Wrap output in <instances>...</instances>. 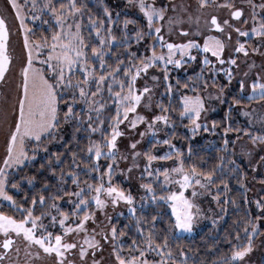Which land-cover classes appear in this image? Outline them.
<instances>
[{
	"label": "snow or ice",
	"instance_id": "6c2138e0",
	"mask_svg": "<svg viewBox=\"0 0 264 264\" xmlns=\"http://www.w3.org/2000/svg\"><path fill=\"white\" fill-rule=\"evenodd\" d=\"M242 4L247 7L233 0H196L194 8L189 0H126L125 7L137 10L138 18H133L122 17V10L107 0H9L27 55L0 156V202H8L13 210L0 211V264H45L49 257L54 264H105L103 256L97 258L105 244L112 264H247L255 241L264 236V196L252 201L243 196L258 214L247 207L233 222L235 231L226 237L229 253L209 262L199 248L178 243L182 234L195 233L205 218L199 200L205 192L215 190L212 200L221 212L229 202L236 203L226 195L228 182L220 179L225 157L205 167L210 157L198 155L193 141L200 133L222 128L225 153L236 143L229 133L246 136L253 147L264 145V113L255 117L257 131L252 119L243 128L207 119L212 101L223 102L234 77L238 92H245V79L255 64L241 74L240 54L247 57L264 46V0ZM209 7L228 9L227 17L206 12ZM37 21L47 26L38 38ZM249 23L250 28L240 26ZM13 30L0 11V81L12 70ZM213 30L218 34H211ZM251 37L260 41L250 48ZM193 64L199 71L188 75ZM219 74L227 83L218 82ZM249 87V102L264 101V72H256ZM242 104L233 96L225 118L231 119L232 105ZM146 138L148 148L141 149ZM158 145L167 150L157 154ZM50 146L60 150L51 151ZM252 150L242 149L247 154ZM29 167L35 169L31 174ZM117 175L122 182L115 180ZM41 176L40 188L32 191ZM25 181L28 190L22 188ZM119 205L131 217L122 226L107 212ZM222 218L216 215L212 223Z\"/></svg>",
	"mask_w": 264,
	"mask_h": 264
},
{
	"label": "rangeland",
	"instance_id": "374dc122",
	"mask_svg": "<svg viewBox=\"0 0 264 264\" xmlns=\"http://www.w3.org/2000/svg\"><path fill=\"white\" fill-rule=\"evenodd\" d=\"M23 2V0H21ZM189 2L193 5V8L195 7L196 0H189ZM217 3L221 2V0H216ZM233 2L237 6H244L247 7L246 5L242 4V0H233ZM211 3V0H210ZM130 10L137 12L134 6H130ZM0 11L4 12L6 14V18L9 22V24L12 25V28L14 29L11 32L10 35V42H9V51L13 56V62H12V70L8 74L7 78L2 81L3 86H2V95H1V100H0V156L4 154L5 148H6V135L8 132V125L11 123L13 119V113L11 112V106L13 101L15 100V87H16V81L18 80L19 77V69L22 67L23 63L26 61V55H27V50L23 47V33L20 30H17V25L18 21L14 22L13 17L11 15L12 10L9 5V0H0ZM206 12H210L213 14H218L219 16L227 17L228 9L226 8H220L216 9L214 7H209L208 9L205 10ZM47 18V17H45ZM30 22V21H29ZM31 24V22H30ZM40 22L37 21L36 25H39ZM187 27L188 25L185 23L184 25ZM241 27L245 28H250L251 24L249 23L248 25H240ZM208 34V33H205ZM211 34L217 35L218 33L212 32ZM190 38H196L199 39V37L192 36ZM223 38V37H222ZM177 39H184L183 37H177ZM241 40L248 39L245 37H241ZM236 40V34L233 33V39L231 41L232 44L235 43ZM249 47H254L256 46L260 38L259 37H251L249 39ZM202 43V40H201ZM238 63H240V69H241V74L244 70H247V67L249 64L254 63L255 67L251 70L249 73V77L245 79V92L243 95L247 97L249 93L251 92V88L249 87L251 79L255 78V73L256 72H264V46L260 48L259 52H251L249 51L248 56L244 57L243 54H240L238 58ZM238 77H234L231 85L229 88H234V86H238L237 82ZM239 87V86H238ZM229 88L225 89V96L228 95ZM240 94V93H239ZM225 96L222 98L224 101ZM223 102L220 100H213L211 105H210V111L207 115V119L211 116H213L215 113H217L220 109V106ZM247 107L244 108V106L237 107V110L240 114V117L243 119L245 122V127L249 126V120L252 119L254 121L252 128L253 131H257L260 128L259 122L255 121V117L264 113V101H259V100H253L249 102ZM244 109L246 111L252 112L253 116L250 118L248 116L243 115V112L241 109ZM122 128L124 127L123 125L121 126ZM140 130H143L141 128ZM161 138H163V133L160 134ZM139 139V137H136ZM159 146V145H158ZM157 146V147H158ZM123 147V144L121 145ZM141 149H147L148 148V138H146L144 141H142L140 145ZM166 147V146H164ZM247 148H252L251 154H247L246 152L242 151V149H247ZM167 150L166 148L163 150ZM163 151L159 150L157 154H161ZM233 155L234 159L243 162L246 167L249 168L250 171V177L247 179V186H248V199L249 201L254 200L255 198H259L261 196H264V160H261V156H264V145H257L253 147L251 145V142L247 139L245 136L242 139H236L235 143V148L233 149ZM141 164H143V160L140 161ZM164 163V166H169V162H160ZM121 166L123 167L124 164L122 163ZM154 166H158V164H154ZM133 177L137 175L136 172H134ZM115 180L117 182H122L123 177L120 175H117L115 177ZM135 185H136V180L133 179L131 181V186L133 187L134 194L137 195V198H139L140 193H137L135 191ZM124 187H129V183L125 182ZM215 194V190L211 194L205 192L202 197L199 198L202 207L206 209L205 211V218L201 219L199 222L196 232L200 231L202 228L205 226H211V227H218L219 222H222L225 216V212H221L220 208L216 205V202L212 200V195ZM4 202H0V205ZM221 204H223V196L221 199ZM253 210L258 213L255 210V205L252 204ZM211 208V211H207V209ZM107 212L113 217V222L120 216L117 215L120 212H123L124 214L128 213L127 208L124 205H119L115 209H113L111 206L108 207ZM216 215H220L223 218L217 223L213 224L212 223V218H214ZM98 217L101 223H105L104 217L102 214L98 213ZM94 225L89 224V227H93ZM261 227H264V223L261 224ZM195 232V233H196ZM194 234V233H193ZM184 235H191V234H184ZM256 247L253 249V251L248 254L247 256V264H262L264 261V236H260L257 238L255 241ZM110 249L107 244H105V248L103 252H98L97 253V258H100V256H103L105 259V264H112V257L110 256ZM51 257L46 258L45 264H50L51 262Z\"/></svg>",
	"mask_w": 264,
	"mask_h": 264
},
{
	"label": "trees",
	"instance_id": "16d2710c",
	"mask_svg": "<svg viewBox=\"0 0 264 264\" xmlns=\"http://www.w3.org/2000/svg\"><path fill=\"white\" fill-rule=\"evenodd\" d=\"M107 2L109 3L111 7L121 9L122 17L124 14H127L130 17L138 18V13L131 11L130 6L125 7L126 0H116L115 3H113V0H107ZM93 11H96V9L94 8ZM35 26H36V38H38L41 31L46 30L47 26H43V28L41 27L40 24L35 25ZM116 34L119 35V32H117ZM197 71H199V66L197 64H193L191 67H189L188 75H192L194 72H197ZM176 74L177 73H174V75ZM178 74L181 77H184L183 71L179 72ZM218 82L227 83V81L224 79L223 74H219ZM159 90H162V88ZM233 96H235L237 99H242L243 104L242 105H232V108L230 110L231 119L227 120L225 118V113L229 112V103L232 100ZM164 99L165 101L167 100L166 97ZM248 103L249 101L247 97L239 94L237 85L234 86V88H229L228 95L225 96V99L223 103L221 104L219 111L215 113L213 116H211L208 121L211 122L212 120H216L221 123H231L234 128L236 127L243 128L245 127V122L240 117L237 107L245 106ZM178 131L183 132V129H178ZM221 132H222V128H219V127L217 128L216 132H212L211 130L206 133L201 132L199 137L196 138L193 141V143L197 149L198 155L204 156L206 158L210 157V159L207 160V164H205V167H211L213 164H216L218 161V158L221 155L225 157L224 159L225 168L223 169V175L220 177V179H224L228 182V192L226 193V195L229 197V199L235 198L236 203L232 204L231 202H229L226 205L227 211L225 212V216L222 222H219L218 227L214 228L211 226H205L200 231L194 234H191V235L182 234L180 240L178 241V243L182 244L185 247L199 248L200 256L209 262H211L216 256L229 253L230 245L227 243L226 237L228 233H233L235 231V225L233 222L236 221L239 217L244 216V211H243L244 208L251 207L253 209L252 204L246 203L243 199L244 195H247L248 197L249 190L247 186V179L250 177L249 168L246 167V165L243 162H240L234 159L233 149L235 148V143L229 144L228 151L226 153L221 150L222 149ZM237 135L240 136L239 139H242L245 137L242 134L229 133L228 136H229L230 141L236 140ZM84 142L86 143V141ZM174 143H177V146H182V142L180 140L174 139ZM165 148L166 147H164L163 145L158 146V149L161 151H163ZM50 150L58 151L60 149L50 146ZM232 161H235V163L233 164ZM39 163H41V161L37 159L36 161L37 167ZM103 163L104 161L101 160L102 165ZM236 166H239V169L238 171L233 172L232 168ZM34 171L35 169L32 167H29L27 169V172L29 174L33 173ZM241 181L243 183H241ZM42 182H43V176H41V178L38 179V181L35 183V188L31 190L32 191L38 190ZM53 183L55 182L53 181ZM216 183H219V180H217ZM69 185L71 186V181H69ZM22 188L28 190L31 188V186H29L27 182L25 181V182H22ZM52 190L53 189H49V191H52ZM220 191L223 196L224 195L223 186H221ZM16 194L17 192L13 191V195H16ZM22 195H23V192H20L19 196H22ZM61 206L64 208H67L68 204L66 202H63ZM0 211H7L9 212V214H13V210L9 207L8 202L2 203L0 205ZM15 214L19 215V213H15ZM256 214L258 213H256L253 210L252 215H256ZM130 219L131 217L129 213H126L123 216H120L119 218L114 220V223L119 222V224L122 226L123 224L128 223ZM174 243H177V242L174 241ZM209 245H212L213 247L210 248ZM262 264H264V261L262 262Z\"/></svg>",
	"mask_w": 264,
	"mask_h": 264
},
{
	"label": "flooded vegetation",
	"instance_id": "af4514ba",
	"mask_svg": "<svg viewBox=\"0 0 264 264\" xmlns=\"http://www.w3.org/2000/svg\"><path fill=\"white\" fill-rule=\"evenodd\" d=\"M213 32H215V33H216V31H215V30H213ZM2 86H3V82H2V81H0V100H1V95H2ZM51 262H52V263H50V264H54V262H53V259H51Z\"/></svg>",
	"mask_w": 264,
	"mask_h": 264
}]
</instances>
